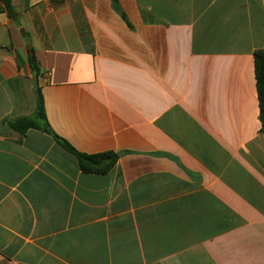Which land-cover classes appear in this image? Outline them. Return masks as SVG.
I'll use <instances>...</instances> for the list:
<instances>
[{"label":"crops","instance_id":"obj_1","mask_svg":"<svg viewBox=\"0 0 264 264\" xmlns=\"http://www.w3.org/2000/svg\"><path fill=\"white\" fill-rule=\"evenodd\" d=\"M115 1L0 13V264H264V0Z\"/></svg>","mask_w":264,"mask_h":264},{"label":"trees","instance_id":"obj_2","mask_svg":"<svg viewBox=\"0 0 264 264\" xmlns=\"http://www.w3.org/2000/svg\"><path fill=\"white\" fill-rule=\"evenodd\" d=\"M113 1L116 5V1ZM0 5V13H6L9 18H13L15 16L11 0H0ZM29 63L32 69L37 71L33 53L29 56ZM254 74L259 109L258 119L261 126L260 133L264 134V50H258L254 53ZM9 126L21 134L33 129L50 135L62 149L77 158L79 168L84 174L106 175L114 168L119 157L122 155L121 153L114 152H105L96 155L80 154L72 148L68 142L54 134L46 122L43 108V98L39 89L36 90V111L34 117L19 118L10 122Z\"/></svg>","mask_w":264,"mask_h":264}]
</instances>
